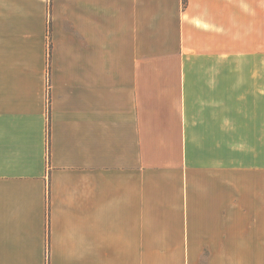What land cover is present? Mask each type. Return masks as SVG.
Wrapping results in <instances>:
<instances>
[{
  "label": "crops",
  "instance_id": "0c3cea01",
  "mask_svg": "<svg viewBox=\"0 0 264 264\" xmlns=\"http://www.w3.org/2000/svg\"><path fill=\"white\" fill-rule=\"evenodd\" d=\"M11 8L0 264H264V0Z\"/></svg>",
  "mask_w": 264,
  "mask_h": 264
},
{
  "label": "rangeland",
  "instance_id": "374dc122",
  "mask_svg": "<svg viewBox=\"0 0 264 264\" xmlns=\"http://www.w3.org/2000/svg\"><path fill=\"white\" fill-rule=\"evenodd\" d=\"M256 1H259V0H256ZM18 2H20V0H0V34L10 33V27L13 26V24H10L7 22V17L10 15H13L14 8H11V7H14V4ZM15 15H17V13H15ZM263 27H264L263 24L256 25V33H257L256 45L257 46L259 44H264ZM262 222L263 221H261V223Z\"/></svg>",
  "mask_w": 264,
  "mask_h": 264
},
{
  "label": "trees",
  "instance_id": "16d2710c",
  "mask_svg": "<svg viewBox=\"0 0 264 264\" xmlns=\"http://www.w3.org/2000/svg\"><path fill=\"white\" fill-rule=\"evenodd\" d=\"M184 1H185V0H184ZM49 131H50V125H49V129H48V136H49V134H50V132H49Z\"/></svg>",
  "mask_w": 264,
  "mask_h": 264
}]
</instances>
